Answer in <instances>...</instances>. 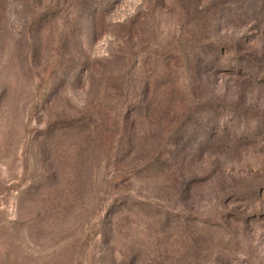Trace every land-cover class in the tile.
I'll use <instances>...</instances> for the list:
<instances>
[{
    "label": "rangeland",
    "instance_id": "1",
    "mask_svg": "<svg viewBox=\"0 0 264 264\" xmlns=\"http://www.w3.org/2000/svg\"><path fill=\"white\" fill-rule=\"evenodd\" d=\"M0 264H264V0H0Z\"/></svg>",
    "mask_w": 264,
    "mask_h": 264
}]
</instances>
